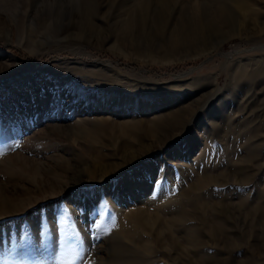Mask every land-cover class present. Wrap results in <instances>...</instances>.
<instances>
[{"label":"rangeland","instance_id":"374dc122","mask_svg":"<svg viewBox=\"0 0 264 264\" xmlns=\"http://www.w3.org/2000/svg\"><path fill=\"white\" fill-rule=\"evenodd\" d=\"M2 1L0 264H264V0Z\"/></svg>","mask_w":264,"mask_h":264},{"label":"bare ground","instance_id":"6f19581e","mask_svg":"<svg viewBox=\"0 0 264 264\" xmlns=\"http://www.w3.org/2000/svg\"><path fill=\"white\" fill-rule=\"evenodd\" d=\"M15 1V0H14ZM46 2H48L49 4H51V5H56L57 6V8L59 7V8H61V6L63 5V1L62 0H45ZM10 2V1H9ZM20 2V1H19ZM3 1L2 0H0V11H2L3 13H5L4 15H5V18H6V21L4 20V19H2L1 18V15H0V28L1 29H5V27L7 26V25H11V24H13L14 22L16 23V18H17V16H18V14H16V13H14L13 11H11L10 10V14L9 13H6L7 12V10L9 11V9H11V8H6L4 5H3ZM9 4V3H8ZM10 6V5H9ZM11 7V6H10ZM18 7V6H17ZM58 10H60V9H58ZM58 10H55L56 11V13H54V15H56L57 14V12H59ZM1 12V13H2ZM0 13V14H1ZM25 13V12H24ZM9 14V15H8ZM27 15V14H26ZM53 15V13L52 14H50V16H49V18H51V17H53L54 16ZM224 15L228 18V20H231V18H232V15L230 14V13H228V12H224ZM29 16V15H28ZM48 24V23H47ZM52 24V23H51ZM50 23H49V25H51ZM49 27V26H48ZM47 29V28H46ZM55 29V28H54ZM116 46H118V45H116ZM118 48V47H117ZM216 48H218V46H216V47H212V48H210V49H207L206 51H204V52H201V53H198V54H196L194 57H196V56H199V55H202V54H206V53H210L211 51H213V50H215ZM119 49V48H118ZM121 52V51H120ZM124 53V52H123ZM124 55V54H123ZM37 105V104H36ZM38 106V105H37ZM165 124V123H164ZM161 129L160 128H158V125H153V128L149 131L150 133V135L151 134H153L154 132H156V131H160ZM164 130V129H163ZM163 130H162V132H163ZM154 131V132H153ZM161 132V131H160ZM165 132V131H164ZM159 133V132H158ZM154 135V134H153ZM128 149V148H127ZM126 150V149H125ZM254 156H249V158L251 159V158H253ZM209 180H211L210 179V176L209 175H206L205 177H204V182H206V181H209ZM203 183V182H202ZM142 186V185H141ZM241 206V203L238 205V208L237 209H239V207ZM222 210H224L223 208H222ZM223 213H224V211H223ZM140 215V218L139 219H136V220H138V223H139V226L141 227V228H144V227H151V230L153 229V226L155 225V221H156V219H155V221L151 218V216L145 211V210H143V209H140V208H135L134 210H132V211H130L129 212V217H130V215H132V217H135V216H137V215ZM187 215H189L188 213H186V212H183L182 211V213H179L178 214V218L176 219V220H181V221H183L184 219H187L188 217H187ZM225 215V214H224ZM247 215V214H246ZM175 219V218H174ZM217 222V221H216ZM208 224V223H207ZM134 226H136V224L134 225ZM225 226V225H224ZM137 228V227H136ZM222 228H224V227H222V224H220V223H215L214 224V227L213 228H211V229H213L214 231H216L217 233H218V235H220V236H222L223 237V235H224V233H225V230L224 229H222ZM210 229V230H211ZM130 230V229H129ZM129 230H126V231H122L121 233H122V235H123V237H124V235L126 236V237H128V235L130 236H135V234H134V232H131V231H129ZM151 230H149V232L151 231ZM212 230V231H213ZM148 232V231H147ZM163 232V231H162ZM211 232V231H210ZM245 232V231H244ZM121 233H119V234H121ZM155 234H156V237H161L162 236V234H161V231H159V229L158 228H156L155 229ZM209 235H210V233H209ZM212 235H214V233L212 234ZM211 235V236H212ZM122 237V236H121ZM196 237V236H195ZM197 238V237H196ZM221 238V237H220ZM127 240H128V238H126ZM131 239H133V238H131ZM197 240V239H196ZM236 240V239H235ZM132 242V241H131ZM194 242H197V241H194ZM119 244V243H118ZM122 246V245H121ZM120 246V247H121ZM145 246V245H144ZM125 247V246H124ZM127 248V247H126ZM125 249V248H124ZM151 250V249H150ZM139 261V260H138ZM138 264V263H137Z\"/></svg>","mask_w":264,"mask_h":264},{"label":"snow or ice","instance_id":"6c2138e0","mask_svg":"<svg viewBox=\"0 0 264 264\" xmlns=\"http://www.w3.org/2000/svg\"><path fill=\"white\" fill-rule=\"evenodd\" d=\"M0 154H3V153H0Z\"/></svg>","mask_w":264,"mask_h":264}]
</instances>
